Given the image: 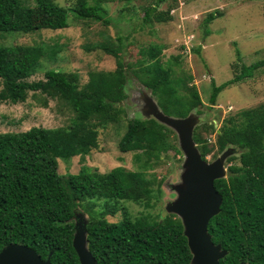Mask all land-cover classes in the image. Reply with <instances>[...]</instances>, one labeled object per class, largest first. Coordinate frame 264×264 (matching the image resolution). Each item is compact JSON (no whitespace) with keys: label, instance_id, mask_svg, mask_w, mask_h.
I'll list each match as a JSON object with an SVG mask.
<instances>
[{"label":"trees","instance_id":"obj_1","mask_svg":"<svg viewBox=\"0 0 264 264\" xmlns=\"http://www.w3.org/2000/svg\"><path fill=\"white\" fill-rule=\"evenodd\" d=\"M106 1L114 0H77L72 11L76 17L95 18L106 24ZM166 1L154 0L144 7V22L172 19L171 7L154 9ZM35 2L37 7L32 8L20 0H0V33H30L36 28V18L52 29L69 26L67 7L54 0ZM220 15L216 10L205 17V35L208 24ZM99 47L116 58L115 69L91 72L87 83L80 86L77 72L56 69L46 70L42 79L29 80L43 57L55 58L57 44L0 45V102H23L31 94L37 100L64 101L73 113L66 126L0 132V251L6 245L21 244L34 249L42 259L49 256L51 264H80L72 239L75 213L82 207L89 216L87 246L97 264H192L178 216L161 218L158 214L152 219L140 214L130 218L120 206V202L131 201L152 208L160 199L161 185L154 187V180L146 172L162 154L179 151L163 127L144 125L140 116L127 119L118 149L138 151L134 155L136 170L117 166L100 173L87 165L77 173L61 174L57 170V159H83L98 146V128L119 121L120 103L126 98L131 76L148 89L167 115L185 117L203 105L192 75L175 74L171 67L162 65L164 45L151 43L148 59L136 69L126 66L121 37L116 48L106 44ZM236 55L240 60L238 49ZM175 59L178 61L180 55ZM263 66L264 59L242 64L239 70H233L230 80L219 85L212 81L210 105L215 104L224 87L251 78ZM203 131H214L213 123L206 122ZM193 139L205 158L211 152L207 139L200 133H194ZM229 145L239 150V156L232 163L235 156H230L227 176L214 180L222 201L207 231L212 242L226 251L220 264H264L263 105L223 119L216 132L215 147L222 151ZM118 211L124 212L121 220L106 219Z\"/></svg>","mask_w":264,"mask_h":264},{"label":"rangeland","instance_id":"obj_2","mask_svg":"<svg viewBox=\"0 0 264 264\" xmlns=\"http://www.w3.org/2000/svg\"><path fill=\"white\" fill-rule=\"evenodd\" d=\"M54 1L68 8V27L48 28L43 26L41 18H36V28L30 33H0V45L59 46L55 58L43 57L39 61L29 80L42 79L46 70L56 69L77 72L80 86H83L91 72L115 69L116 58L100 48V44L116 48L118 38L121 37V54L126 66L131 69H136L141 62L148 59L147 49L151 43L164 45L160 57L162 65L171 67L175 74L192 75V84L203 102L199 110L194 111L198 120L192 128V136L200 133L211 147V152L201 158L206 163H211L223 151H229L223 160L227 175L230 164L228 158L235 156L231 163L237 162L239 150L229 145L218 151L215 147L217 129L223 119L230 115L243 109L264 106V66L257 69L251 78L224 87L217 95L215 104L210 105L208 99L212 91V81L219 85L230 80L233 70H239L242 64L248 65L264 59V0H167L154 9L164 11L171 7L172 19L152 23L144 22L143 8L154 0L106 1L104 6L109 18L106 24L95 18L76 17L72 7L77 0ZM20 2L32 8L37 7L35 0ZM216 10L221 15L208 24L209 32L205 35L203 20ZM236 49L240 52V60H237ZM178 55L180 59L176 61L175 57ZM155 104V97L131 76L127 84L126 98L120 103L119 121L98 128V146L90 150L83 159L80 156H74L67 162L57 159L58 172L77 173L83 165L100 173H106L117 166L128 171L136 170L134 155L138 151L121 152L118 142L125 131L127 119L140 116L144 125L163 127L179 151L170 150L162 154L157 163L146 172V176L154 180V187L159 183L162 189L160 199L152 208H145L131 201L120 202V206L125 208L130 218L140 214H148L152 219L158 218V214L161 216L166 204L177 198V192L172 186L182 183L186 156L180 145L178 131L151 114L150 109ZM72 115L70 107L64 101L54 98L37 100L29 94L23 102H0V132H19L32 126H66ZM206 122L213 123L214 131H203ZM194 144L200 153L195 141ZM98 208L99 206L96 207ZM75 214V222H83L89 218L82 207H78ZM169 214L178 216L169 212L165 217ZM123 217L124 212L118 211L114 215H107L106 219L116 222Z\"/></svg>","mask_w":264,"mask_h":264},{"label":"water","instance_id":"obj_3","mask_svg":"<svg viewBox=\"0 0 264 264\" xmlns=\"http://www.w3.org/2000/svg\"><path fill=\"white\" fill-rule=\"evenodd\" d=\"M151 114L178 131L179 141L185 152V170L182 183L173 185L177 198L162 209L161 218L169 212L176 213L184 227V234L192 254V264H220L226 255L220 244H214L207 231L209 220L219 212L221 195L214 187V180L226 177L223 160L229 154L225 150L215 161L206 163L195 148L192 128L198 117L194 111L185 117L165 114L157 102ZM75 217L77 215L75 214ZM87 220L75 222L72 239L80 264H97L87 246ZM0 264H51L50 257L42 259L34 249L21 244H9L0 251ZM243 264V263H241Z\"/></svg>","mask_w":264,"mask_h":264}]
</instances>
